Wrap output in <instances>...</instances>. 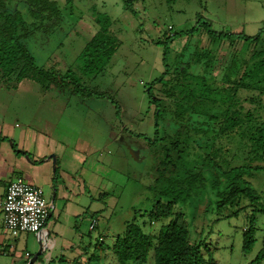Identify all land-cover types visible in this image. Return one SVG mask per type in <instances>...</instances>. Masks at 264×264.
<instances>
[{
  "label": "trees",
  "instance_id": "16d2710c",
  "mask_svg": "<svg viewBox=\"0 0 264 264\" xmlns=\"http://www.w3.org/2000/svg\"><path fill=\"white\" fill-rule=\"evenodd\" d=\"M122 1L123 9L136 18L133 6L144 0ZM62 9L55 0H0V66L5 65L15 84L31 76L44 88L56 85L85 97L89 93L80 80L102 73L119 41L110 31L112 21L98 14L92 16L97 30L82 48L74 68L63 74L37 68L26 42L41 39L65 22ZM168 30L169 34L156 42L161 47V74L144 87L150 118L144 115L140 120L146 119L152 131L124 129L126 149L120 151L125 159L147 165L144 190L151 194V205L147 215L139 216L156 222L157 232L145 231L132 207L123 216V225L113 229L111 244L101 241L105 229L96 223L86 233L91 248L83 247V255H60L48 264H216L211 256H204L203 242L189 231L182 210L207 189L214 191L211 204L217 214L226 208L251 209L249 225L242 233V253L253 249L254 217L264 213V192L254 188L264 185V112L259 114L264 110L259 102L253 109L256 115L243 108L239 91H258L257 97L264 96V52L243 48L245 42L255 45L264 32L252 38L242 33H216L201 17L185 32ZM200 32L209 40L207 48L188 54L190 40ZM181 37L185 39L183 49H171L173 41ZM216 42L219 46L226 42L232 49L238 43L241 46L220 58L218 49H210ZM245 101L256 103L254 99ZM237 159L240 163L235 165ZM97 214L90 220H96ZM262 243L255 264L264 259V240ZM105 256L111 261L102 263Z\"/></svg>",
  "mask_w": 264,
  "mask_h": 264
},
{
  "label": "rangeland",
  "instance_id": "374dc122",
  "mask_svg": "<svg viewBox=\"0 0 264 264\" xmlns=\"http://www.w3.org/2000/svg\"><path fill=\"white\" fill-rule=\"evenodd\" d=\"M55 1L62 5V14L65 22L61 21L57 29L42 35L41 39L26 42L27 48L31 50L32 56L38 63L43 58L41 49H44V51L47 49H53V51L81 49L88 42V36L92 34V30L95 29V27L92 29V26L95 25L92 16L98 14L107 16L112 21L110 31L119 41V46L115 50L113 65L109 69L110 72L107 73L106 81L109 82L108 80L111 79L113 86L116 88L125 86L126 92L131 96L130 99H126L125 96L117 94V98L123 97L122 101L118 103L121 107L120 112L115 111L114 113L119 120H124V117L131 120L134 113L143 114L146 118H150L147 113L148 101L144 93V87L161 74V47L157 46L156 42L169 34L168 27H171L173 32L176 33L185 32L196 24L197 17H201L208 22L211 29L216 33H242L246 37L252 38L259 32H264V0H144L143 3H135L133 6L138 12L136 18L123 9L122 0H71L70 3H66L65 0ZM85 27H89L91 30L87 31ZM66 33L69 34L67 37ZM182 39L184 37L173 41L171 49L175 51L183 49L184 43L181 42ZM62 41L63 44L59 47L58 44ZM208 43L209 40L205 33L200 32L197 37L190 40L186 48L188 49L187 53H192L193 49H206ZM240 46L238 43L234 45L233 49H239ZM243 48L259 49L264 52V33H261L259 41L255 45L245 42ZM210 49H218L216 53L220 58L226 57L229 50H233L232 47H228L226 42L223 45L220 44V46L216 42L213 46H210ZM4 67L5 65L0 66L1 94L6 91L5 89L9 90V88L15 87L11 86L13 84L12 76L8 74ZM30 77L28 76L26 80L34 81ZM128 84H131V86L128 87ZM58 89L61 91V87ZM257 92L239 91L242 107L254 115L256 113L253 109L258 106V102L263 106L260 108L264 110V96L257 97ZM44 97L48 98L34 99L35 113L41 111L43 103L52 99L46 94ZM244 99H254L256 103L244 102ZM263 112L259 111V114L262 115ZM135 120L132 118V121ZM146 122L143 123L141 131L150 134L152 129L148 127ZM92 130L97 131L94 127H92ZM92 140H94L93 142L98 150H101L104 156L107 157L106 152L108 149L104 145L106 144L105 141L108 142L111 139L107 138L105 134L93 133ZM131 155L134 160H137L134 158L133 152ZM122 158L124 162L120 164L122 167H119L122 170V174L117 176V182L113 183L114 196L118 195L119 199L116 209L121 210L124 212L123 215H125V211L133 207L134 212L132 214L135 213L136 221L139 224H144L145 231L156 233V222L151 223L148 216H139L140 214L147 215L146 212L149 211L148 208L151 205L149 198L151 194L144 190L147 183L144 177L147 165L144 162L134 163L132 159H125L124 156ZM233 163L236 165L240 163V160L237 159ZM112 175L113 172L111 173ZM254 188L264 192L263 184H259V186L257 185ZM43 192L47 201L49 192L46 189H43ZM214 200V191L207 189L202 196L191 201L182 209H185V220L189 231H191L196 240L203 242L204 256H211L216 264H255L254 260L261 250L264 240V213L255 215V244L249 254H243L242 233L249 225L251 209L243 211L237 207L226 208L220 214H217L215 205L211 204V201ZM233 212L238 214L232 215ZM62 218L60 224L56 225L55 232H52V228L55 225L54 221L52 219L48 220L44 226L45 231L53 233L52 235L57 244L60 240L56 237L61 236L77 242L79 239L76 237V231L73 230L76 227L83 232L82 220L76 219L75 223L74 221L71 223L67 214H63ZM131 218L132 216H130L129 220ZM102 235L103 239L101 241L105 244L113 242L111 232L109 234L106 231ZM82 239H84L82 242L80 241V243H83L82 247L78 248L77 252L79 253H75L73 257L83 255V247L88 246V239L86 237ZM88 247L89 249L91 248V246ZM37 251L30 248L28 250L31 256L36 254ZM105 257L104 262L101 259L102 263L111 261L110 257ZM11 263L10 256L0 254V264ZM258 264H264V259Z\"/></svg>",
  "mask_w": 264,
  "mask_h": 264
},
{
  "label": "crops",
  "instance_id": "0c3cea01",
  "mask_svg": "<svg viewBox=\"0 0 264 264\" xmlns=\"http://www.w3.org/2000/svg\"><path fill=\"white\" fill-rule=\"evenodd\" d=\"M85 28L87 31L91 30L89 27ZM92 29L88 41L95 34L96 25ZM68 35L66 33V37ZM182 40L185 43V39ZM62 44L63 41L58 44L59 47ZM83 47L59 51L41 49L43 58L40 63L36 62L30 49L26 50L37 68L63 74L76 66ZM113 56L102 73L93 79L80 80L84 91L89 93L85 97L69 93L71 89L60 91L56 85L44 88L39 83L26 79L16 84L13 82L11 86L15 87L9 90L4 88L6 91L2 94L0 91V254L10 256L11 264H48L60 255L72 258L75 253H79L78 248L82 247L83 243L80 241L84 240L82 238L89 231L93 214L99 213L96 217L97 227H102L109 234L111 232V235L114 228L123 225V212L116 209L118 195L114 196L115 192L113 193V183L122 174L119 167L124 162L120 153L122 148L126 149L122 135L127 128L143 129L141 127L147 120H140V117L144 118L143 114L134 113L132 118L140 122L133 125L132 118L130 120L124 117V120H119L114 115L115 111L120 112L118 103L123 97L130 99L131 96L126 92L125 86L116 88L111 79L106 81L107 73L113 65ZM127 86L130 87L131 84ZM95 92L100 96L96 97L93 94ZM45 94L52 99L49 98L51 100L43 103L41 111L35 113L34 99H47ZM117 94L123 97L117 98ZM92 127L97 131L92 130ZM93 133L105 134L111 139L105 141L104 145L108 149L107 157L93 142ZM51 156H54V162L50 159ZM112 172L114 176H111ZM16 179H22L42 191L48 190L49 214L44 226L52 219L55 224L52 232H55L56 225L62 221L63 214L69 216L71 223L81 219L83 232L75 226L73 230L79 240L73 242L61 236L56 237L60 240L57 244L53 233L46 232L44 226L39 235L22 233L11 240L3 230L1 205L8 185ZM128 212L129 210L125 211L124 217ZM103 223L105 225L100 226ZM10 243L14 245V253L9 250ZM40 247L43 250L37 255H40L39 259L30 263ZM29 248L38 251L31 256ZM56 248L58 249L55 251ZM24 253L29 254V259L25 260Z\"/></svg>",
  "mask_w": 264,
  "mask_h": 264
},
{
  "label": "built area",
  "instance_id": "2783aa9c",
  "mask_svg": "<svg viewBox=\"0 0 264 264\" xmlns=\"http://www.w3.org/2000/svg\"><path fill=\"white\" fill-rule=\"evenodd\" d=\"M1 211L3 230L14 240L22 233L39 235L48 217L49 205L39 187L16 179L7 187ZM96 223L95 219L90 220L89 229ZM9 245V250L14 253L13 243ZM23 257L27 260L30 256L24 253Z\"/></svg>",
  "mask_w": 264,
  "mask_h": 264
},
{
  "label": "water",
  "instance_id": "95a60500",
  "mask_svg": "<svg viewBox=\"0 0 264 264\" xmlns=\"http://www.w3.org/2000/svg\"><path fill=\"white\" fill-rule=\"evenodd\" d=\"M50 159H52L53 162L55 161L54 156H51ZM42 250H43L42 247H40L38 253H37L36 255H34V256L32 257V259L30 260V263L33 262V260L37 257V255H38Z\"/></svg>",
  "mask_w": 264,
  "mask_h": 264
}]
</instances>
